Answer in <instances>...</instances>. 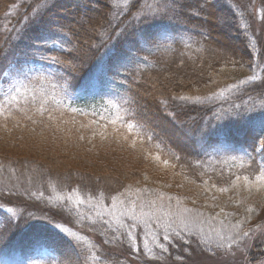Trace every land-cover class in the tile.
Returning <instances> with one entry per match:
<instances>
[{
	"label": "trees",
	"instance_id": "16d2710c",
	"mask_svg": "<svg viewBox=\"0 0 264 264\" xmlns=\"http://www.w3.org/2000/svg\"><path fill=\"white\" fill-rule=\"evenodd\" d=\"M127 2L119 0L121 15L110 17L107 0H48L51 6L47 11L39 18L30 19L37 0H0V46L7 53H1L0 64L6 65L12 51L13 58L19 54L24 60L23 48L40 44L46 48L45 57L55 58L50 65L41 64L58 69L50 71L55 76L47 74L51 86L43 95L47 98L46 106L53 110L52 118L47 113L43 117L37 114L33 123L22 118L21 113L14 114L7 120L0 143L15 148L18 145L14 139L24 142L25 138L20 134L26 133L38 134L36 143L32 144L34 148L42 150L46 145L43 142L62 138L66 147L71 141L78 149L67 162L65 173L51 171L47 162L40 163L41 159L32 155V159H18L22 163L7 164L11 168V179L26 173L30 179L48 174L41 179L42 185L52 183L65 195L83 193L93 200L103 199L104 203L115 198V204L129 216L121 213L113 219L96 215L80 203L59 204L56 209L73 220L72 225L76 227L73 229L80 223V228L95 237L89 239L80 233L76 239L73 236L67 238L49 222L42 223L46 210H55L53 203H49L52 198L26 194L23 212L18 217L12 214L13 209L8 211V207L0 204V264H29L27 259L37 251L46 254L47 264H76L77 260L80 264H199L208 255L214 259L219 253L226 252L228 241L221 248L217 233L234 235L233 225L236 224L241 225V236L239 242L232 245V251L241 250L247 258L246 264H264V232L249 250L243 242L246 237L242 235L243 231L250 230L260 214L264 188L257 190L252 185L246 190L242 180L238 182L239 188L232 187L235 175L254 177L260 163L264 162V152L258 150V142L257 150H253L252 139L264 116V47L258 48L253 39L247 13L229 0H206V3L204 0H176V4L172 0H140L142 7L138 6L134 11L164 9L163 19H149L142 24L133 22L117 38L111 26L123 28L127 23L123 13ZM197 9L199 16L195 14ZM9 33L19 34L17 41L11 40ZM44 36L50 39L45 41ZM130 49L134 55L117 66V57ZM238 50L242 52L238 62L228 64L221 60ZM249 54L252 67L249 66ZM41 59L45 60L41 56L35 61L39 63ZM172 59L179 67L188 62L194 73L207 75L196 82L192 81L196 76L192 72V79L188 77L190 80L181 76L179 80L187 86H182L179 91L170 89L168 82L159 84L158 74L173 68ZM211 61L220 62V66ZM208 62L215 67L207 66ZM101 64L113 65L109 79L96 80L93 90L82 92L80 88L83 89L85 83L79 86L80 77L98 69ZM233 65L239 73L232 70ZM54 80L61 83L57 85ZM163 83H166L165 78ZM97 87L103 90H97ZM96 91L104 93L117 109L109 118L122 116L127 119L125 110L135 111L138 119L154 128L158 139L165 141L161 145L164 151L155 147L156 140L152 144H142L137 138L136 147H132L131 140L124 139L125 131L117 135L112 125H101L95 121L96 117L90 130L75 129L72 132L65 126L63 122L70 126L79 116L62 112L56 106L63 103L64 108L75 109L76 105L92 104L103 97L94 96ZM180 97L188 99L181 100ZM23 108H29V105L24 103ZM229 110H240L243 116L239 120L219 118ZM205 126L207 134L202 139L200 133ZM81 143L86 158L80 152ZM90 144H95V150L85 151ZM54 146L50 145L48 149H54ZM66 147L61 150L60 146L59 151L70 155ZM127 150L134 154L136 163L142 160L161 164L162 175L141 167L126 169L127 164L122 158ZM248 153L252 154V159ZM225 154L242 159L236 163L222 162ZM157 155L159 161L155 159ZM165 159L169 161L168 165L163 163ZM3 161L9 160L0 157V171L5 168ZM215 169L221 178L224 177L220 183L213 180ZM32 171L35 173L30 174ZM6 172L0 173V178H6ZM103 178L104 182L101 181ZM223 187L229 191H219ZM172 189H179L180 193ZM109 190L112 192L107 194ZM2 193L0 191V195ZM177 233L179 238H176ZM166 235L174 239L178 247H170L163 239ZM184 239L190 243L184 244ZM73 242L77 247H73ZM158 245L169 247V253H162ZM238 264H241V258Z\"/></svg>",
	"mask_w": 264,
	"mask_h": 264
},
{
	"label": "rangeland",
	"instance_id": "374dc122",
	"mask_svg": "<svg viewBox=\"0 0 264 264\" xmlns=\"http://www.w3.org/2000/svg\"><path fill=\"white\" fill-rule=\"evenodd\" d=\"M230 2H234L236 4L237 7L243 9L244 12L247 13V17L249 18V26L251 28V34L253 36V39L255 40L258 48L260 47L261 49L264 47V0H229ZM35 7V6H34ZM19 36V35H18ZM17 33H13L10 35V39L13 41H17ZM218 39V38H217ZM220 40V39H219ZM218 40V41H219ZM11 43H9L10 45ZM8 45V46H9ZM7 46V45H6ZM5 46V47H6ZM36 47H40L41 51L36 52L34 51V49ZM11 49V48H10ZM23 54L26 56L24 60H21V57H19L20 55L18 54L17 57L13 58V51L10 53V55L7 57V62L6 65H1L0 64V110H3L7 107H9V105L6 102L5 96H4V92L8 91L9 88L11 87L12 83H14L15 81L9 80L8 76H5V73H12L14 72V67H20L21 65H24V69L27 73V78L23 79V84L26 86L27 91H25L24 88H21V95H18L17 99L19 100V103L17 104L16 102H13V104L15 105L14 107H12V117L14 116V114H18L19 112H16V107H24V103L29 105V107H31V99L33 96H35L37 98V101L43 100L46 102V97L43 96L45 95L46 91L45 90H50V80H48V78L46 77L47 74L48 75H53L55 76L53 73L54 71H57L58 69L56 67H47L41 63L50 65L52 63H54V60L52 58H48L47 56H44V53L46 52V48H44L42 45L40 44H33L31 46H29L28 48H23ZM2 52H0L1 55ZM38 53L44 57L45 60H42V62H37L35 61V59H40V55H38ZM246 54V53H245ZM47 55V52H46ZM242 56V52L240 50H238V52L235 54H233L232 56H225L223 58H221V60H224V62L228 63V64H234V62H238V59L240 60V57ZM237 59V60H236ZM221 60H217L216 61H221ZM174 64L173 68L167 70V71H163V74L159 73V78L158 80H160L161 82L159 84H167V82L169 83L170 89H179L182 86H187L185 83H183L180 79L181 76H187L186 80H190L192 79L191 74L196 75L194 77V79H192L193 82H196L197 80H200V78L202 79V76L207 75V73H204L202 75H198L197 73L193 72V68H191V63L188 62H184V64H182L181 67L178 66L179 63L175 62V59L171 60ZM212 63H214L215 66L219 67L220 66V62H214L211 61ZM211 62H208L209 64H207V66L215 67L213 66V64ZM178 66V67H177ZM35 67V68H32ZM177 67V68H176ZM236 66L233 65L232 70L237 71L239 73V69L235 68ZM31 68V69H30ZM51 71V72H50ZM97 69H94L91 72H87V74L82 75L80 77V80L78 81L79 86L83 85V82L86 84L87 81L90 80L91 77H93V75L96 73ZM192 72V73H191ZM191 73V74H190ZM188 77L190 79H188ZM163 78L166 79V83H163ZM236 78V77H235ZM62 81V80H61ZM99 81V80H97ZM191 81V82H192ZM91 82H93V85L87 90V91H91L93 90L92 87L94 86V84L96 83V79H93ZM173 82V83H172ZM54 83L59 85L58 81L54 80ZM176 85V86H175ZM178 87V88H177ZM63 88V87H62ZM161 88H163V90H166L167 92V88L163 85H161ZM83 91L84 88H80ZM97 90H103V88L97 87ZM106 88L104 87V90ZM169 89V88H168ZM107 90V89H106ZM174 91V90H173ZM70 93V92H68ZM94 96L101 97V99H97L95 100L92 104L87 103L84 104V106L80 105H76L75 109H66L64 108L65 104H60L57 105L56 107L61 108L58 109L62 112H69L72 114H75L76 116H79V118L77 119V121H72V123L70 124V126L68 125V122H63V124L67 127H69L71 129L72 132L76 130H85V129H91L92 125H93V120L95 119V121H97L98 123H100L101 125H105L107 123V120L109 118V116L111 114H115L116 113V107L114 105V103H112L110 101V99H108L107 96H104V93H98L97 91L94 92ZM82 106V107H81ZM66 107V106H65ZM5 115H8L7 112H5ZM12 119V118H11ZM14 120V119H13ZM6 123L5 119L3 116H0V135L4 136L3 134L6 132ZM60 125V124H59ZM111 125V124H110ZM75 128H73V127ZM20 135L24 136V142H19L16 141L14 139V143L15 145H18L17 147L13 148V147H9V146H4L0 143V157L5 158L6 160L9 161H3V165L5 168L2 169L0 173H5L7 170L8 172H6L8 174V176H6V178H0V191H3L2 195H0V204L4 205L7 209V207L9 209H13L12 214L16 215L17 217L19 215L22 214L23 212V202H24V198L26 194H29L30 197H34L37 194L39 196H41L42 198H52L51 201L49 203H53V205L55 206V210H52L51 212H48V210H46V218H43V224H48L49 221L53 220V218L56 220L57 224L59 225V227L57 229H59L63 235H66L67 238L70 236H73L76 239V236H79L80 233H82L84 236L88 237L89 239H94V235L92 234H87L86 231L80 227H82V225L79 223L77 229H73L76 228L74 227V222L71 219L66 218V215L64 214V212L58 211L57 209L59 207H57V205L59 204H64L65 206L67 205H72V204H83L85 207L90 208L93 210L94 214L96 215H106L109 217H112L113 219L119 217L122 213V208L119 207L120 205H116L113 204V200H107V202L109 203H104L103 199L97 201V200H93L91 198H89V196L85 195L82 193L81 194H73V193H67L66 195L63 194L64 191L60 190V187L58 185H53L51 184H41V179H44L45 177H48V174H44V176H42L41 178H36L34 176L33 179L29 177V175L26 173L23 176L20 174L19 176L12 178L11 179V172H10V167L7 164H10L9 162H19L22 163L21 161H19L20 159H32L34 155L35 157H37L38 159H41V162H47V166H49V169L53 172H59V173H65L66 171H68L67 169V162L71 159H73L74 155L76 153V151H78L77 146H74V143H72L71 141H69V147L65 146L64 140H62V138H59L60 141L55 140L54 138L51 139L49 142H43L42 144H46L43 146L42 150L40 148H34L37 139H38V134H24L21 133ZM20 135L18 136V139L20 138ZM9 137L14 138L12 135H10ZM76 140V139H74ZM55 145L54 149L51 148V150H49V146L50 145ZM82 144V143H81ZM61 146V150L62 147H66L70 150V155H66V154H62L61 150L59 151V148ZM95 144H90L87 145L85 148V151L87 150H95L96 147H94ZM11 149H17L16 151H9ZM21 150V151H20ZM121 151V149H119V152ZM128 151V150H127ZM36 153L35 154H31V153ZM82 155L85 156V153L83 151V144L81 146V151ZM2 153V154H1ZM12 153V154H11ZM7 154H11L13 157L17 158L14 159L12 156H8ZM121 154V153H120ZM133 153H131L130 151H128V153L126 155H124V157L122 158L124 160V162H126L127 167H125L126 169H132L133 167H135L136 169L138 168H142V169H146L149 172H154L157 175H162L163 170H161L162 165L161 164H155V163H147L148 161H142V160H138L139 163L134 162L135 158L133 157ZM72 157V158H71ZM87 157V155L85 156V158ZM68 158V160L65 161V159ZM70 158V159H69ZM84 158V159H85ZM115 158V157H114ZM223 161L222 162H230V163H236L239 162L242 158H238V157H229L228 155L225 154V157H223ZM19 159V160H18ZM89 159V157H88ZM116 160V159H115ZM65 161V163L63 164V162ZM120 161V160H119ZM220 161V159H219ZM93 162H96L95 159H93ZM115 162V161H114ZM219 163V162H217ZM111 167H117V169L119 168L116 165H109ZM218 166V165H216ZM88 167V166H86ZM219 167V166H218ZM7 169V170H6ZM24 169V168H23ZM222 169H226V168H222ZM110 170V169H109ZM107 171V170H105ZM71 172V171H70ZM30 173V172H29ZM35 173L34 171H32L30 174ZM1 175V174H0ZM195 175V174H194ZM103 177V176H102ZM194 177V176H193ZM213 180H215V182L220 183V181H222L224 179V177L221 178V174L217 171V169H215L214 174L212 175ZM195 179H197V177L195 176ZM227 180V178L225 179ZM102 182H104V178L101 179ZM109 184V183H107ZM94 185V184H92ZM106 187H108L106 185ZM175 190L177 192H179V189H172ZM110 192H112L111 190H109V192H107V194H109ZM180 193V192H179ZM70 198V199H69ZM81 201V202H78ZM3 202V203H2ZM115 203H117V201L115 200ZM106 204V205H105ZM15 208V209H14ZM57 208V209H56ZM74 208V207H73ZM127 214V213H126ZM128 216V214H127ZM27 217V216H26ZM129 217V216H128ZM41 217H38V219H40ZM33 222L35 220L31 219ZM263 227H264V204L261 206L260 208V214L255 218L252 227L250 228L249 232L250 235L248 237H246L243 242L246 244L247 249L249 250V248H251V245H253L254 243H256V241L260 240L259 238L261 237V234L264 232L263 231ZM67 229V232H65L64 230ZM2 238V236L0 237V239ZM233 247H231V249L227 248L225 253H219L218 257H213L214 259L211 258L210 255H208V257L206 256L205 259H203V261L199 262V264H238V259L241 258V264H246L247 262V258L244 255V253H241L240 251H232ZM46 254L42 251H37L34 252L33 255L29 256V258L27 259V263L29 264H47L46 262V258H45ZM242 261L244 263H242Z\"/></svg>",
	"mask_w": 264,
	"mask_h": 264
},
{
	"label": "snow or ice",
	"instance_id": "6c2138e0",
	"mask_svg": "<svg viewBox=\"0 0 264 264\" xmlns=\"http://www.w3.org/2000/svg\"><path fill=\"white\" fill-rule=\"evenodd\" d=\"M173 4H176V0H172ZM204 2L206 3V0H204ZM108 6H109V14L110 17H119L121 15V4L119 3V0H107ZM51 5L48 3V0H37L36 6L32 9V17L30 19H36L39 18L43 12L47 11V9L50 7ZM139 7H142L140 5V0H128V2L124 5L123 7V13L124 15L127 16V23L124 25L123 28L120 27V25H112V29L113 32L115 33L116 37L119 38V36L128 28L130 27L133 22H135L136 24H142L146 21H148L149 19L152 20H157L160 19L162 20L164 17V13L166 10L164 9H160V8H151V6H149V8H151V11H144L141 12L139 10L134 11V9H138ZM177 7H182L181 5H177ZM130 13V15H128ZM196 16H199V9L196 10ZM30 22V21H29ZM14 31V30H13ZM9 35H11V33H9ZM19 34H17L18 36ZM111 39V37H109ZM43 39L45 41H47L48 39H50V37L48 36H44ZM54 42H53V47H54ZM34 51L39 52L41 51L40 47H36L34 49ZM0 52H3L4 55H6L7 53L4 52L3 47L0 46ZM132 55H134V53L132 52V50L130 49L128 52L126 53H122V55L120 57H117L116 60V65L120 66L122 65V61L126 58H131ZM53 60H55V58H53ZM243 66V65H241ZM249 66L252 67L253 66V62L251 59V54H249ZM14 67V72L12 73H5V76L9 77V80L15 81L14 83H12L11 87L9 88L8 91L4 92V96L6 99L7 104L9 105V107L0 110V116H3L5 119V122H7V120L12 118V107H14L15 105L13 104V102H16L17 104L19 103V100L17 99L18 95H21V88H24L25 91H27L26 86L23 84V79L27 78V73L24 69V65H21L20 67ZM113 65L111 64H101L99 66V68L97 69L96 73L93 75V77L90 78L89 82L85 84L84 86V90L87 91L88 88L91 86V81L93 79L96 80H108L109 79V73L112 71ZM241 83H244V81H241ZM262 86H264V84H262ZM181 100H187V97H180ZM127 112V119L125 117L122 116H116L115 118H108L107 123L111 124L114 128V130L116 131L117 135L120 134L121 131H125L126 135L124 136L125 140H131V146L132 147H136L137 145V138L140 139V142L142 144H152V142L154 140L157 141L155 147L157 149H160V151H164V149L161 147V145L163 143H165V141H163L162 139H158L157 133L154 130V128H152L150 125H148L146 122H143L142 120L138 119L137 117V113L131 109H126L125 110ZM5 112L8 113V115H5ZM16 112H19L22 114V118L24 119H29L32 120L33 123H35L36 121L33 119V117L37 114H39L41 117L44 116L45 113L48 114L49 118H52V112L53 110L50 109L49 107L46 106V102L43 100L37 101V98L35 96L32 97L31 99V107L29 108H23V107H16ZM31 113V115L29 114ZM243 116L242 111L240 110H236V111H227L225 115L219 117L220 119H226V118H233V119H241V117ZM119 124L120 128H116V125ZM207 134V127L205 126V128L201 131L200 135L201 138L203 139ZM101 135H103V133H101ZM81 139H83V137H81ZM253 139V150H257L256 149V143L258 142L260 147H259V151L264 152V116L261 117L260 119V123H259V128L255 130V133L252 137ZM248 156L250 159H252V154L248 153ZM156 160H160V156L157 155L155 157ZM176 159L179 160L180 157L176 156ZM163 163L165 165L169 164L168 160H163ZM243 181V187L246 190H250L252 185H255L257 190H259L260 188H264V162L260 163V167H259V171L255 174L254 177H250L248 175H235V179L232 181V187H236L239 188L240 185L238 184L239 181ZM213 187H215V185H213ZM219 191L221 192H228L229 188L227 187H223L220 188ZM70 199V198H69ZM81 202V201H78ZM113 204H115V198H113ZM8 211H12L11 209H8ZM249 212L252 211L251 208L248 209ZM122 215H126V213H122ZM51 227L53 229H57L59 227V225L57 224L56 220L53 219L51 221H49ZM131 227V226H129ZM233 228L236 230L234 235H230V236H225L221 233H217V236H219L220 241L222 242L219 246L221 248H223L225 246L224 242L228 241L227 243V247L229 249H231L233 244H236L239 242L240 240V236H241V232H240V228L241 225L240 224H236L233 225ZM65 232H67V229L64 230ZM243 237H248L250 235V232L245 230L242 233ZM129 237H131V232H129ZM176 238H179V234H176ZM165 241H167L170 245V247H178L175 244V240L174 239H170L169 236H164L163 238ZM184 244H189L190 241L188 239H184L182 241ZM73 247H77V245L73 242ZM145 248H147V245L145 244L144 246ZM160 250L162 253H169V247H163V246H159ZM133 251H136V249H133ZM150 251V250H149ZM80 253H78L79 255ZM147 255V253H145ZM154 258V257H152ZM86 259V258H85ZM69 264H71V262H69ZM76 264H80L79 260L76 261Z\"/></svg>",
	"mask_w": 264,
	"mask_h": 264
}]
</instances>
